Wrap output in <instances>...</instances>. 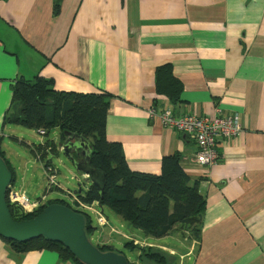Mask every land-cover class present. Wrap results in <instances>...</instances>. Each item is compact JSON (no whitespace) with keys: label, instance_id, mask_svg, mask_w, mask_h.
<instances>
[{"label":"crops","instance_id":"crops-1","mask_svg":"<svg viewBox=\"0 0 264 264\" xmlns=\"http://www.w3.org/2000/svg\"><path fill=\"white\" fill-rule=\"evenodd\" d=\"M162 65L182 85L177 102L156 92ZM36 76L56 91L107 95L105 136L130 169L158 175L161 159L177 155L205 200L199 240L170 236L184 261L264 264V0H0L1 140L14 83ZM164 110L234 114L241 130L202 166L192 137L163 126ZM166 238L125 236L174 255ZM132 263L154 264L137 251ZM0 264L74 263L49 250L18 253L0 238Z\"/></svg>","mask_w":264,"mask_h":264},{"label":"trees","instance_id":"trees-1","mask_svg":"<svg viewBox=\"0 0 264 264\" xmlns=\"http://www.w3.org/2000/svg\"><path fill=\"white\" fill-rule=\"evenodd\" d=\"M154 78L155 89L159 95L166 96L173 102L180 99L182 85L173 76L170 65L158 66ZM109 103L108 96L101 93L56 91L51 81L36 76L33 80H17L14 83L10 109L3 117V125H17L42 131L45 137L49 131L55 129L58 142H63L74 134L85 139L90 147L91 167L104 174L105 184L101 195L93 186H87L83 194L77 195L83 206L96 203L101 207H108L126 222L129 228L146 237L159 239L176 235L185 242H197L200 237L205 200L198 192L196 184L190 182L175 154L161 159L158 175L130 169L120 144L109 142L105 136ZM1 141L0 137V146ZM57 151V146L52 140H43L40 144L30 146V152L41 161ZM0 157L12 175L10 188L6 192L8 193L14 182V171L6 162L1 149ZM73 158L78 159V156L73 155ZM55 172L50 161L46 162L45 178L46 174ZM51 203L66 205L56 200L46 204L38 203L36 209L24 211L17 205L9 203L6 197L9 213L17 222L33 218ZM73 204L77 206L78 203ZM79 209L74 211L85 214L78 211ZM86 226L88 234L92 227L87 215ZM5 242L18 253L49 250L56 252L61 258L70 259L74 264H80L57 243H49L39 238L23 244ZM124 247L131 252L137 251L138 259L165 264L164 256L149 246L135 244L133 240H129L124 243ZM97 248L101 250L100 247Z\"/></svg>","mask_w":264,"mask_h":264},{"label":"rangeland","instance_id":"rangeland-1","mask_svg":"<svg viewBox=\"0 0 264 264\" xmlns=\"http://www.w3.org/2000/svg\"><path fill=\"white\" fill-rule=\"evenodd\" d=\"M2 134L0 149L6 162L14 171V182L11 186L13 192L25 195L30 203L40 201V204H46L57 200L62 201L73 210L79 209L73 204L66 190L73 193L80 188L84 193L87 185L83 183L80 174L75 171L71 162L60 151L48 155L43 161L37 160L30 152L31 145L40 144L43 140H52L57 146L58 138L55 129L49 131L45 137L38 131L23 126L7 125ZM48 161L56 170L54 173L56 185L52 189H49L48 181L44 175V165ZM78 211H83L88 216L92 227L88 231V239L92 245L100 247L102 251L122 252L128 262H135V252L124 247L125 236L131 232L137 234L140 232L129 228L108 207L93 205L92 210L79 209ZM151 239V241L155 240V238ZM164 241L169 244L171 250L177 252L174 255L162 253L166 257V264H171L173 259H175L173 264H178L179 261L192 264V262L184 261V257L179 254L178 251L182 247L178 238L169 236Z\"/></svg>","mask_w":264,"mask_h":264},{"label":"water","instance_id":"water-1","mask_svg":"<svg viewBox=\"0 0 264 264\" xmlns=\"http://www.w3.org/2000/svg\"><path fill=\"white\" fill-rule=\"evenodd\" d=\"M57 149L71 162L83 183L93 186L101 195L105 176L100 170L91 167L89 143L74 134L67 140L58 142ZM73 155L78 156V159H74ZM11 181L12 175L0 157L1 239L18 244L38 238L49 243H57L80 264H129L123 254L112 250L101 251L92 245L86 232V215L64 204H49L31 219L14 221L6 204V192L10 188ZM72 194L77 196L83 193L79 188Z\"/></svg>","mask_w":264,"mask_h":264},{"label":"built area","instance_id":"built-area-1","mask_svg":"<svg viewBox=\"0 0 264 264\" xmlns=\"http://www.w3.org/2000/svg\"><path fill=\"white\" fill-rule=\"evenodd\" d=\"M154 109H149L150 117L154 115ZM160 120L166 128L179 131L190 135L196 145L195 158L198 164L202 166H212L218 160L217 146L224 139L231 140L235 138L241 130L237 115H215L214 117H197L193 115H183L176 117L168 110L160 113ZM42 135V131H39ZM55 174H46L49 189L56 184L54 182ZM73 203H78L79 208H85L77 196L70 191ZM9 203L21 207L24 211H32L36 209L40 201L30 203L23 194L13 192L11 189L6 194Z\"/></svg>","mask_w":264,"mask_h":264}]
</instances>
